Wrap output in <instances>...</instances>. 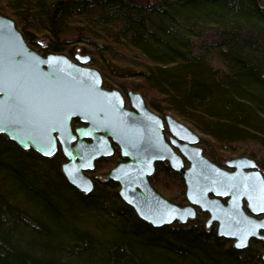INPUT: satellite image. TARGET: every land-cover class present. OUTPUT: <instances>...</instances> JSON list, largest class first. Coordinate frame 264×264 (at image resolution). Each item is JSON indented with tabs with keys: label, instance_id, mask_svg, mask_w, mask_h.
Listing matches in <instances>:
<instances>
[{
	"label": "trees",
	"instance_id": "obj_1",
	"mask_svg": "<svg viewBox=\"0 0 264 264\" xmlns=\"http://www.w3.org/2000/svg\"><path fill=\"white\" fill-rule=\"evenodd\" d=\"M0 13L45 54L82 46L107 88L105 75L138 78L133 89L196 128L213 162L214 146L264 149L261 1L0 0ZM248 155L264 170V159ZM64 161L61 151L44 157L0 134V264H264L263 240L237 248L200 210L186 223L154 227L123 201L117 182L92 178L89 193L72 186ZM149 179L153 187L178 183L187 201L168 162H157Z\"/></svg>",
	"mask_w": 264,
	"mask_h": 264
},
{
	"label": "water",
	"instance_id": "obj_2",
	"mask_svg": "<svg viewBox=\"0 0 264 264\" xmlns=\"http://www.w3.org/2000/svg\"><path fill=\"white\" fill-rule=\"evenodd\" d=\"M76 59L38 53L15 21L0 13V134L44 157L54 156L60 146L63 175L84 193L94 187L87 173L98 159L112 155L113 142L127 160L104 179L119 184L120 197L142 220L154 227L186 223L200 210L209 214L206 226L216 223L218 234L237 248L253 238L264 241V170L255 159L234 157L218 165L204 154L198 133L170 115L156 114L133 91L128 95L136 111L126 109L121 92L103 88L100 71L86 65L90 57ZM75 119L85 126L74 127ZM160 161L182 175L188 205L172 203L151 184Z\"/></svg>",
	"mask_w": 264,
	"mask_h": 264
},
{
	"label": "rangeland",
	"instance_id": "obj_3",
	"mask_svg": "<svg viewBox=\"0 0 264 264\" xmlns=\"http://www.w3.org/2000/svg\"><path fill=\"white\" fill-rule=\"evenodd\" d=\"M259 1L264 3V0H259ZM2 15H5V14L2 13ZM5 16L10 17L15 21V19L10 14L5 15ZM16 26L21 31L20 27L18 25H16ZM37 40L43 41L45 43L47 42V38H44L41 35L38 36ZM61 53L67 55L70 58H73L76 53H78L80 55H88L89 56V54L83 52L82 46H75L73 54L69 53L68 50L63 51ZM90 55L93 56V54H91V53H90ZM94 67L97 68L98 70L100 69V66H94ZM105 76L108 77L107 75H105ZM106 77H105V79L109 83V86H110V84L111 85L113 84L111 88L117 89L120 92H123V94H127V92H129V91L139 93V91H136L135 89H133L137 84H139L138 78L111 79L110 77L109 78H106ZM151 97H152L151 94L148 93L145 97L146 99H144L145 103L149 109H151L153 112H155L156 114L160 115L163 118L165 117V115H170L173 118H175L177 121L185 124L187 127H189L190 129H192L193 131L198 133L199 136H203L196 128H194L190 123L185 121L183 118L179 117L174 111L166 110L164 113H160V112L156 111L150 104L151 103ZM127 105H129L128 101H127ZM200 147H201V145H200ZM213 150H214L215 154L219 157V161H220L219 165L220 166H225L226 161L230 158L242 157V156L250 157V155H248V154L251 151H255L257 153L258 157H260L261 159H264V149H259V148L252 146V145H249V144L241 146V148L238 149L236 152L220 150L217 148V146H214ZM120 159L121 158H118V157H116L115 160L114 159L113 160L112 159H106V160L102 159L104 161L103 162H101V161L97 162L95 169L93 171L88 172L87 174L90 178L104 179V176L114 167V165L118 161H120ZM154 188L158 193H160L164 198L171 201L172 203L180 205V206L188 205L187 201L182 202L183 189L180 185H178V183L162 180V182L160 184H156ZM184 197H185V191H184Z\"/></svg>",
	"mask_w": 264,
	"mask_h": 264
},
{
	"label": "flooded vegetation",
	"instance_id": "obj_4",
	"mask_svg": "<svg viewBox=\"0 0 264 264\" xmlns=\"http://www.w3.org/2000/svg\"><path fill=\"white\" fill-rule=\"evenodd\" d=\"M24 36V35H23ZM24 39H25V37H24ZM25 41L27 42V44L31 47V48H33V49H35L38 53H40V54H42V55H48V54H50V53H43V50H41V49H37V48H34V47H32L29 43H28V41L25 39ZM36 43H38L39 45H41V46H44L46 43L45 42H43V41H38V40H36ZM77 55H80V54H78V53H76L75 55H74V57L73 58H70L71 60H73L74 62H77L78 61V59H76V56ZM87 66H90L89 64H88V62H87V64H86ZM103 77V76H102ZM103 88H105V89H107V90H113L114 88H107V87H105L104 85H103ZM117 90V89H116ZM119 91V90H118ZM130 92V91H129ZM129 92H127V94H123V92H121V94H122V96H123V99H124V102H125V108L126 109H128V110H132V111H136L135 110V108L133 107V105H132V102H131V99H130V97H129V95H128V93ZM127 101H128V103H129V105H127ZM76 121H78V122H76ZM74 127H78V126H85V124L84 123H81L80 122V120L79 119H75L74 120ZM163 133H164V136H165V139L167 140V141H170V137H171V134H170V132H169V130H168V127H167V125L165 124V126H164V128H163ZM88 141H90V140H88ZM112 143V147H113V153H112V155H110L109 157H107V158H100V159H104V160H106V159H114L115 160V156H116V154H117V152H119V154H120V149H119V147H118V145L117 144H115V143H113V142H111ZM175 150L179 153V150L177 149V148H175ZM58 151H61V148H60V146H58ZM58 151H57V153H58ZM62 152V151H61ZM63 154V153H62ZM64 156V155H63ZM118 158H121L120 159V161H118L115 165H114V167L118 164V163H120V162H123V161H126L127 159L126 158H124V157H122L121 156V154H120V157H118ZM64 159H65V161L64 162H66V158L64 157ZM99 160V159H98ZM97 160V161H98ZM97 161L95 162V167H96V164H97ZM63 162V163H64ZM62 163V164H63ZM185 165L186 166H188V163L187 162H185ZM219 165V164H218ZM258 169H261L259 166L257 167ZM261 170H263V169H261ZM223 202H226V199H223ZM207 213V212H206ZM208 214V213H207ZM209 215V214H208ZM209 218V217H208ZM208 220V219H207ZM213 224V223H212ZM211 224V225H212ZM210 225V226H211ZM217 225V224H216ZM209 226V227H210ZM264 233V232H263Z\"/></svg>",
	"mask_w": 264,
	"mask_h": 264
},
{
	"label": "snow or ice",
	"instance_id": "obj_5",
	"mask_svg": "<svg viewBox=\"0 0 264 264\" xmlns=\"http://www.w3.org/2000/svg\"><path fill=\"white\" fill-rule=\"evenodd\" d=\"M0 130H2V129H0ZM46 154H48V153H46ZM238 247H240V246H243L242 244L241 245H237Z\"/></svg>",
	"mask_w": 264,
	"mask_h": 264
}]
</instances>
